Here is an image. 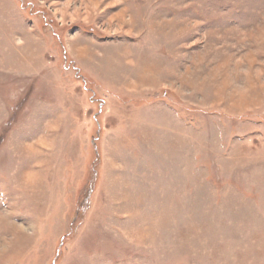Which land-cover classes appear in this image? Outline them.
Segmentation results:
<instances>
[{
	"label": "rangeland",
	"instance_id": "374dc122",
	"mask_svg": "<svg viewBox=\"0 0 264 264\" xmlns=\"http://www.w3.org/2000/svg\"><path fill=\"white\" fill-rule=\"evenodd\" d=\"M5 241L0 264H264V0H0Z\"/></svg>",
	"mask_w": 264,
	"mask_h": 264
},
{
	"label": "clouds",
	"instance_id": "9594fccd",
	"mask_svg": "<svg viewBox=\"0 0 264 264\" xmlns=\"http://www.w3.org/2000/svg\"><path fill=\"white\" fill-rule=\"evenodd\" d=\"M42 177L37 171L33 170H26L23 172L19 179V185L23 188H29V187H35L38 185L41 181ZM8 242L5 241L3 243H0V253L7 252L8 251Z\"/></svg>",
	"mask_w": 264,
	"mask_h": 264
}]
</instances>
